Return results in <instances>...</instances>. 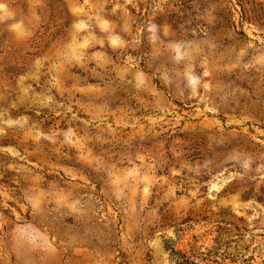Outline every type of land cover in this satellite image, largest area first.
<instances>
[{"label": "rangeland", "instance_id": "374dc122", "mask_svg": "<svg viewBox=\"0 0 264 264\" xmlns=\"http://www.w3.org/2000/svg\"><path fill=\"white\" fill-rule=\"evenodd\" d=\"M0 264H264V0H0Z\"/></svg>", "mask_w": 264, "mask_h": 264}]
</instances>
